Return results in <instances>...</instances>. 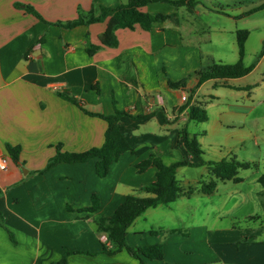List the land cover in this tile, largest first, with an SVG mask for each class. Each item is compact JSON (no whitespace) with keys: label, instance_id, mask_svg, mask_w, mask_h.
I'll return each mask as SVG.
<instances>
[{"label":"crops","instance_id":"0c3cea01","mask_svg":"<svg viewBox=\"0 0 264 264\" xmlns=\"http://www.w3.org/2000/svg\"><path fill=\"white\" fill-rule=\"evenodd\" d=\"M16 4L32 6L47 23ZM118 4L119 0H0V148L6 150L7 144L21 148L20 164L11 160L9 170L0 173V191L4 192L0 212L5 219L0 223V264H52L65 249L101 251L107 235L98 231V222L113 216L129 195L147 197L137 190L156 180V167L139 173L138 164L200 163L180 137L185 125L189 132L191 125L200 123L188 120L189 108L180 111L193 91L192 104L201 105L209 116L203 123L207 135L246 128L256 116V107L245 98L250 100L264 88V75L257 83L246 81L264 64V27L256 18L264 12L259 10L264 0H201L193 11L150 4L142 11L173 17L154 24L150 31L139 25L134 30L120 29L116 32L119 45L102 47L94 55L87 49L101 45L106 22L74 29L50 25L76 20L79 8L98 16L102 7ZM201 9L206 16L215 14L228 22L199 31L191 16L200 15ZM259 30L262 52L250 74L199 85L202 69L239 61V31L249 32L247 55L248 40ZM183 80L184 89L169 85ZM61 93L95 114L107 116L116 110L130 114L121 119L120 126L132 151L123 153L106 177L97 174L98 158L59 163L45 174L31 175L47 166L59 145L63 152L82 153L105 141L107 122L85 114L62 99ZM231 158L223 156L217 162ZM188 169L199 171V177L188 176ZM263 174H251L252 183L245 188L240 185L248 180L239 173L243 182H218L214 194L207 196L198 191L202 182L213 179L210 168L180 167L176 177L181 188L184 192L194 189L195 194L148 209L129 228L128 245L138 249L161 244L164 259L149 264H264V187L258 181ZM93 195L100 198L99 210L82 212L92 207ZM231 200L234 203L227 209ZM240 205L250 207L245 227L217 225ZM170 215H178L170 225L153 222V218ZM5 228L14 233L17 244ZM152 230L157 234H151ZM68 264L139 261L123 251L115 256L72 255Z\"/></svg>","mask_w":264,"mask_h":264},{"label":"trees","instance_id":"16d2710c","mask_svg":"<svg viewBox=\"0 0 264 264\" xmlns=\"http://www.w3.org/2000/svg\"><path fill=\"white\" fill-rule=\"evenodd\" d=\"M154 3H165L171 6L181 8L186 7L189 11H193L201 0H127L123 2L119 0L117 7H102L100 15L96 16L93 11L85 13L79 8L78 18L69 22H56L50 25H56L65 29H74L79 26H90L96 23H107L104 33L101 35L100 46L92 45L87 49L89 55H94L102 47L116 48L119 41L116 32L120 29L134 30L139 25L143 30L150 31L154 24L163 23L171 19L172 15L150 14L142 11L144 7ZM17 8L24 9L27 13L32 14L37 19L47 23L43 17L29 5L16 4ZM264 9V5L259 7ZM249 37L248 31H239L237 33V45L239 61L234 65L213 64L212 66L202 69L198 75L200 78L199 85H202L208 80H226L238 79L250 74L256 64L251 66L244 65V58L246 55L245 44ZM173 89H184L186 82H169ZM187 101L188 104L181 108L180 111L189 108V121H196L200 123L207 122L209 116L207 111L197 104H192V95ZM59 96L81 108V110L91 116L98 117L107 122L108 127L105 133V141L101 147L90 149L82 153L63 152L62 145L57 146L56 156L51 158L47 166L40 171L33 172L31 175H41L48 172L53 166L59 163H83L92 158H98L96 164V171L99 177L104 178L109 174L113 163L117 162L123 153L132 151V148L121 132L120 122L124 116H130L129 113L116 110L112 115H102L89 112L85 109L74 97L61 93ZM180 137L183 143L199 158L201 162L193 164L187 161L175 162L172 165H164L161 162L144 161L138 164L137 169L139 173L145 172L150 167L157 168L156 180L152 184L143 187L137 192H144L147 197H140L136 193L129 195L124 204H122L110 218H102L98 222V231L107 235V241L103 242L102 250L99 252H82L78 250L65 249L62 258L52 264H68V259L72 255L82 254L87 256H97L99 254H107L115 256L123 251H127L132 257L139 261V264H149L147 261H162L165 257L164 248L161 244L141 247L134 249L127 243L128 230L148 209L157 208L161 205H170L175 203L182 196H191L195 194L194 189H189L184 192L181 188L177 177V169L180 167H202L207 165L210 168V174L215 179L209 182L204 181L198 193L210 196L214 194L217 189L218 182L233 181L234 183H241L243 179L239 177L240 170L256 169V163L239 161L236 157L229 160H222L220 162H206L202 159L204 152L201 150L196 139L191 138L185 125L180 130ZM6 150L9 153L11 160L20 164L21 148L19 146L6 145ZM259 183L264 187V174L259 178ZM4 192L0 191V196ZM92 207L82 209V212H96L100 208V198L98 195L92 197ZM5 219L0 212V223L3 225ZM264 228V218H262ZM8 232L12 242L17 244L16 237L13 232L5 228ZM151 234H157L152 230Z\"/></svg>","mask_w":264,"mask_h":264},{"label":"rangeland","instance_id":"374dc122","mask_svg":"<svg viewBox=\"0 0 264 264\" xmlns=\"http://www.w3.org/2000/svg\"><path fill=\"white\" fill-rule=\"evenodd\" d=\"M122 1L127 2V0ZM258 14L259 15L256 17L259 20L258 24L264 27V12H259ZM191 18L194 23V28L199 31L212 25L228 22L227 19H223L222 17L215 14L206 16L202 9L200 10V15L196 14L191 16ZM259 32L260 30L258 32H253L248 40L246 61L244 62L245 65L249 66L257 64V62L260 60V55L262 52V35ZM202 47L204 48L205 46ZM209 49L211 50L212 47ZM262 75H264V64L258 71L247 77L246 83H257L262 78ZM245 102L248 105H253L256 107V116L252 117V122H249L246 128H238L236 131H226L227 134L207 135L205 133L206 126L203 123H194L189 128V133L191 134V137L196 139L198 142L201 150L205 154L203 159L207 162H217L223 156H235L239 161L255 162L258 165L256 169L240 170L241 177H245L248 180L245 184L240 186L247 188L252 183V179L249 176H251L253 173L257 174L264 171V88L255 91L252 94L250 100L245 98ZM198 172L199 171L196 169L187 170L188 176L190 175L192 178L199 177ZM179 179L182 180V176H179ZM210 179H212V176ZM213 179L215 178L213 177ZM205 180L207 179L205 178ZM233 203L234 200H231L227 205V209L231 208ZM248 212H250V207L248 205H240L229 212L226 218L219 220L217 225L223 227L234 224L237 227H245L249 223L247 219L244 218ZM177 216L178 215H170L169 217L165 218H153V222L155 224L163 223L165 226H167L177 219ZM210 223H214V220L210 219ZM168 234L169 233H166V235Z\"/></svg>","mask_w":264,"mask_h":264},{"label":"built area","instance_id":"2783aa9c","mask_svg":"<svg viewBox=\"0 0 264 264\" xmlns=\"http://www.w3.org/2000/svg\"><path fill=\"white\" fill-rule=\"evenodd\" d=\"M39 48V46H36L35 48H33V51L37 50ZM32 54H29V58L32 57ZM184 102L187 101L186 97L182 98ZM10 164H11V157L9 155V153L6 150H3L0 148V173H5L9 170L10 168Z\"/></svg>","mask_w":264,"mask_h":264},{"label":"water","instance_id":"95a60500","mask_svg":"<svg viewBox=\"0 0 264 264\" xmlns=\"http://www.w3.org/2000/svg\"><path fill=\"white\" fill-rule=\"evenodd\" d=\"M27 174V171H24Z\"/></svg>","mask_w":264,"mask_h":264}]
</instances>
